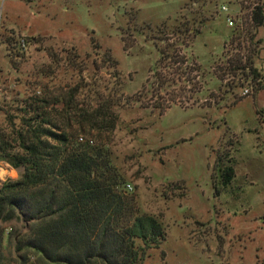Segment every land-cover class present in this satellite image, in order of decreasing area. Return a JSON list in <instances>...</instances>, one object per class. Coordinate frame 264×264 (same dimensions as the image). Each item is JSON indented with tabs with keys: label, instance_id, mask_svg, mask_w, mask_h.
I'll list each match as a JSON object with an SVG mask.
<instances>
[{
	"label": "rangeland",
	"instance_id": "374dc122",
	"mask_svg": "<svg viewBox=\"0 0 264 264\" xmlns=\"http://www.w3.org/2000/svg\"><path fill=\"white\" fill-rule=\"evenodd\" d=\"M240 2L0 0V128L9 130L4 109L14 114L26 90L44 85H85L77 96L89 109L107 105L113 126L78 135L104 154L134 211L163 227L141 264H264V87L244 96L245 81L213 72ZM198 15L196 35L172 32L175 18L191 26ZM256 36L264 42V23ZM32 223H1L3 261L20 264L13 239Z\"/></svg>",
	"mask_w": 264,
	"mask_h": 264
},
{
	"label": "trees",
	"instance_id": "16d2710c",
	"mask_svg": "<svg viewBox=\"0 0 264 264\" xmlns=\"http://www.w3.org/2000/svg\"><path fill=\"white\" fill-rule=\"evenodd\" d=\"M247 1L238 3L241 14L223 44L222 63L213 72L220 80L225 75L238 80L227 85L242 87L251 81L256 92L264 87V67L257 64L264 42L256 36L264 23V1ZM203 17H191V26L190 19L175 18L172 32L196 35L199 29L193 24L202 26ZM67 58L76 65L75 54ZM101 58L109 60L107 52ZM84 86L28 89L15 103L14 114L3 110L9 130L0 128V161L20 174L0 184V264H11L3 261L1 223L12 218L33 222L21 239H13L15 251H22L17 254L20 264H141L146 249L158 248L164 239L160 221L136 213L117 189L104 154L90 140L78 139V132L108 128L114 120L107 105L89 109L88 102L78 98ZM220 175L225 185L233 176L232 167ZM30 253L36 255L31 263Z\"/></svg>",
	"mask_w": 264,
	"mask_h": 264
},
{
	"label": "built area",
	"instance_id": "2783aa9c",
	"mask_svg": "<svg viewBox=\"0 0 264 264\" xmlns=\"http://www.w3.org/2000/svg\"><path fill=\"white\" fill-rule=\"evenodd\" d=\"M237 9H236V14L235 16H239L241 14L240 6L237 3ZM220 10L222 11H227L226 5L222 4L220 6ZM226 22L228 26H233L235 24V19L234 16L231 15H226ZM15 46L17 48H20L24 46V39L21 38L20 36L17 38V41L15 43ZM19 52V51H18ZM16 55V54H15ZM264 73V72H263ZM252 91V84L251 81L246 82V84L242 87L241 89V95H249V93ZM79 140H82V137L78 138ZM16 175V168L12 167L8 162L6 161H0V184L5 181L6 179L13 178ZM123 189L125 191H130L131 190V185L129 183H125L123 185ZM8 231V228H5V232Z\"/></svg>",
	"mask_w": 264,
	"mask_h": 264
}]
</instances>
